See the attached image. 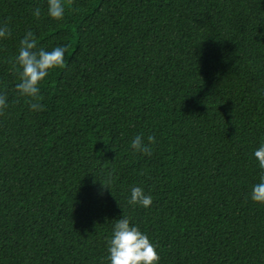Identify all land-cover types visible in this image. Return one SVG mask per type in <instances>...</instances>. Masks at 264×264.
<instances>
[{
    "label": "trees",
    "instance_id": "1",
    "mask_svg": "<svg viewBox=\"0 0 264 264\" xmlns=\"http://www.w3.org/2000/svg\"><path fill=\"white\" fill-rule=\"evenodd\" d=\"M45 7L0 0L12 27L0 43L12 99L0 115V264H108L123 213L159 264H264V204L248 198L264 138V0H68L59 21ZM26 29L67 49L40 112L14 97L9 71ZM136 134L154 137L151 155L131 149ZM132 185L150 207L128 203Z\"/></svg>",
    "mask_w": 264,
    "mask_h": 264
},
{
    "label": "clouds",
    "instance_id": "2",
    "mask_svg": "<svg viewBox=\"0 0 264 264\" xmlns=\"http://www.w3.org/2000/svg\"><path fill=\"white\" fill-rule=\"evenodd\" d=\"M44 14L52 20H62L66 15L68 0H45ZM32 15L39 19L42 9L39 5L32 8ZM12 35V27L7 20H0V43ZM66 46L55 45L45 47L38 42V36L32 29H26L20 37L16 51L10 59L9 71L16 79L14 97L27 102V107L33 112L43 111L41 87L49 74L66 66ZM264 95V89L261 90ZM12 99L6 91L0 89V115L8 112ZM145 142L141 134H136L130 141L132 150L145 155H151L154 137L149 135ZM253 157L261 170L259 179L251 185L249 199L258 204H264V138L253 149ZM108 183H111L109 179ZM104 187L105 183L101 182ZM109 188V187H107ZM110 189V188H109ZM133 206L148 208L153 203V197L139 185H132L127 197ZM106 260L108 264H159L160 253L158 245L149 237L146 231L134 223L123 213L118 219L112 220L110 235L106 237Z\"/></svg>",
    "mask_w": 264,
    "mask_h": 264
}]
</instances>
